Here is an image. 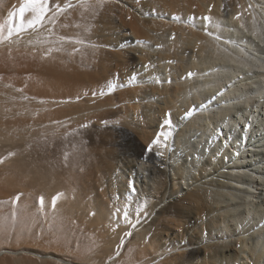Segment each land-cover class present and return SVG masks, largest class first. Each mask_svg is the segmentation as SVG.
I'll use <instances>...</instances> for the list:
<instances>
[{
    "label": "bare ground",
    "instance_id": "obj_1",
    "mask_svg": "<svg viewBox=\"0 0 264 264\" xmlns=\"http://www.w3.org/2000/svg\"><path fill=\"white\" fill-rule=\"evenodd\" d=\"M67 3L17 33L25 0H0V195L58 197L120 264H264V0Z\"/></svg>",
    "mask_w": 264,
    "mask_h": 264
},
{
    "label": "rangeland",
    "instance_id": "obj_2",
    "mask_svg": "<svg viewBox=\"0 0 264 264\" xmlns=\"http://www.w3.org/2000/svg\"><path fill=\"white\" fill-rule=\"evenodd\" d=\"M88 130H84V137L91 142L93 132L89 130L91 134ZM113 137L118 140V144H116L120 150H126L130 143L136 144L139 149H144L133 141L134 139L131 138L129 133L122 129H117ZM35 148L39 151L38 146H35ZM9 196L7 198L0 195V264H120L117 260H107L108 258H105L103 253L98 252L96 249L85 250V247H82L85 246L83 245L84 240H80L77 229L73 228L75 226L74 222L70 220L68 222L67 218L66 220L62 218V221L56 219L54 216L55 207L46 209L43 206V209H41V206L38 205L41 198L39 194L32 193L29 195V198L32 196L29 200L20 198L15 209L11 203L15 198L11 199ZM35 202L38 207L34 205ZM36 209L37 211H35ZM13 211L16 213L15 219L12 216ZM53 221L56 222L58 231ZM58 222L60 225L62 224L63 228L59 227ZM52 226L56 228L54 229ZM66 227H68L69 232ZM73 234H76L77 237ZM81 248L84 249L81 250Z\"/></svg>",
    "mask_w": 264,
    "mask_h": 264
},
{
    "label": "snow or ice",
    "instance_id": "obj_3",
    "mask_svg": "<svg viewBox=\"0 0 264 264\" xmlns=\"http://www.w3.org/2000/svg\"><path fill=\"white\" fill-rule=\"evenodd\" d=\"M71 6L72 5L70 3L65 4L63 7H61L59 4L52 5L51 0H25L24 6H22L19 9L18 21L16 20L15 17L13 18L14 23L16 24L14 30L17 33L21 32V31H26L27 29H32L33 31H36L40 28H44L46 24L55 25L59 16L62 15ZM26 11L31 13V18L27 19V20L24 19V14ZM173 19L178 20L179 17L174 16ZM203 19L206 22L205 27L207 28V22L209 21L210 18L205 16V17H203ZM25 25H26V27H25ZM46 31L51 33L52 28H47ZM12 34H13V28L10 27L9 31H8V36L3 37V39H8ZM215 38L217 40L220 39L219 36H217ZM65 39H66L65 37L59 38L60 41H64ZM43 42H46V41H43ZM228 42L229 41H227V40L225 41V43H228ZM29 43H32V41H29ZM58 50L59 49H57V51ZM52 51H53V49H51V48L48 49L49 53ZM147 67L148 66L145 65V68H147ZM192 75H193L192 73L188 74L189 77H191ZM132 79L135 80V76H133ZM113 87H114L113 85H111V84L109 85V88H113ZM101 94L103 95L104 93L101 92ZM93 95H95V93H93ZM192 114H193V110H189L185 114V118L187 119V118L191 117ZM162 127L167 128L168 131L159 132L157 134V137L152 141V143L146 149V152H151L153 146H155L161 142V137H163L164 146H167V141H168L169 136L172 134L171 129L173 127L172 120H171V113L165 114V119L162 121ZM160 154L161 153H159V152L157 153V155H160ZM9 155H11V153ZM130 190L133 192L135 191L134 185L131 186ZM57 198L58 197L53 198V201H52L53 207L56 204ZM17 200H19V195H17V197L11 201L14 209H15ZM39 204L41 206V209H43L44 201H43L42 197L39 200ZM12 216H13V219H15V217H16L15 211H13ZM123 218L127 219V213H125ZM128 235H130V233Z\"/></svg>",
    "mask_w": 264,
    "mask_h": 264
}]
</instances>
